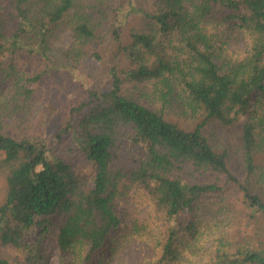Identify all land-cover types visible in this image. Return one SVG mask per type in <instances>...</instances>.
Masks as SVG:
<instances>
[{
    "label": "trees",
    "instance_id": "obj_1",
    "mask_svg": "<svg viewBox=\"0 0 264 264\" xmlns=\"http://www.w3.org/2000/svg\"><path fill=\"white\" fill-rule=\"evenodd\" d=\"M74 3L0 0V264H16L11 250L30 264L50 224L62 257L95 264L122 225L126 183L164 222L155 264L178 260L179 230L211 229L200 213L225 215L238 194L264 226V0H127L142 25L127 37L123 10H100L113 17L103 36ZM60 26L74 34L70 54L97 66L49 145L41 134L11 135L3 118L23 110L44 75L23 70L19 52L44 57ZM224 33L248 36L245 55L225 56ZM222 128L233 143L216 135ZM135 145L142 154L123 151ZM131 231L140 233L135 218ZM215 245L214 264H264V241Z\"/></svg>",
    "mask_w": 264,
    "mask_h": 264
},
{
    "label": "rangeland",
    "instance_id": "obj_2",
    "mask_svg": "<svg viewBox=\"0 0 264 264\" xmlns=\"http://www.w3.org/2000/svg\"><path fill=\"white\" fill-rule=\"evenodd\" d=\"M110 6L111 10H123L121 13L127 16L122 23L123 34L127 37L132 27H142L138 21V15L127 12V0H75L74 10L86 12L91 15L97 32L106 36L108 21L113 17H102L100 10ZM127 9V10H126ZM113 13V12H111ZM227 27V26H225ZM224 27V28H225ZM229 27V25H228ZM229 29V28H228ZM217 43L223 46L227 58L242 57L247 52L250 40L248 36H237L224 33L216 38ZM75 43L73 32L64 26H60L52 33L51 38L45 47L44 57L31 55L27 50L20 51V66L27 73L43 71L41 80L34 85L31 99L20 112L4 115L7 131L11 135L19 134H41L49 145L55 139V134L63 125L68 108L85 96L90 86V74L97 63L92 58L78 61L70 50ZM259 115L264 114V106L258 109ZM181 123L186 120L178 119ZM264 130V124H261ZM216 135H221L226 143H233L232 131L219 129ZM128 153L142 154L143 146H129L123 149ZM119 198L120 208L123 210V222L118 231L110 236L106 252L98 258L95 264H155L157 253L164 241V222L159 220L154 212L153 205L148 201L141 187L128 185L123 187ZM5 180L0 175V203L4 198ZM225 215L216 214L212 217L200 213L210 225V232L199 229L194 235L179 230L180 258L175 262L165 264H214L211 259V249L219 242L229 243L227 248H234L236 245L244 244L247 247H254L257 243L264 241V226L253 224L250 218V208L244 201L241 194H238L233 203L228 205ZM137 221L139 234H132V219ZM187 219L183 214L178 217L182 223ZM55 226L50 224L41 233L38 241L32 246L30 264H70L69 258L62 257L59 251ZM31 241V240H30ZM215 245V246H216ZM75 248H85L75 247ZM226 249V248H223ZM14 256L16 264H21L25 257L15 250L9 251Z\"/></svg>",
    "mask_w": 264,
    "mask_h": 264
}]
</instances>
